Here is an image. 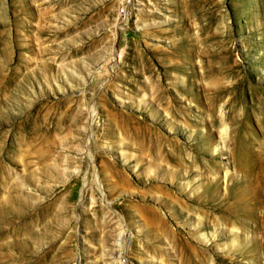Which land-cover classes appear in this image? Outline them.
Segmentation results:
<instances>
[{"label": "rangeland", "instance_id": "1", "mask_svg": "<svg viewBox=\"0 0 264 264\" xmlns=\"http://www.w3.org/2000/svg\"><path fill=\"white\" fill-rule=\"evenodd\" d=\"M121 259L264 264V0H0V264Z\"/></svg>", "mask_w": 264, "mask_h": 264}, {"label": "bare ground", "instance_id": "2", "mask_svg": "<svg viewBox=\"0 0 264 264\" xmlns=\"http://www.w3.org/2000/svg\"><path fill=\"white\" fill-rule=\"evenodd\" d=\"M114 53H116V52H114ZM121 244H120V252H126V250L128 249V243H127V240L126 239H122L121 241ZM121 254V253H120ZM122 257H123V255H122ZM119 258V257H118ZM128 260V259H127ZM117 261H118V259H117ZM121 263L120 264H122V259H121V261H120ZM124 263V262H123ZM125 263H126V261H125Z\"/></svg>", "mask_w": 264, "mask_h": 264}, {"label": "built area", "instance_id": "3", "mask_svg": "<svg viewBox=\"0 0 264 264\" xmlns=\"http://www.w3.org/2000/svg\"><path fill=\"white\" fill-rule=\"evenodd\" d=\"M122 14H123V16H125V15H126V12H125V10H122Z\"/></svg>", "mask_w": 264, "mask_h": 264}]
</instances>
